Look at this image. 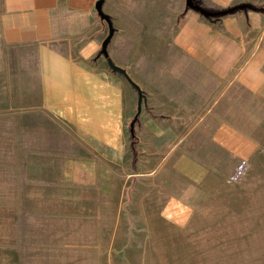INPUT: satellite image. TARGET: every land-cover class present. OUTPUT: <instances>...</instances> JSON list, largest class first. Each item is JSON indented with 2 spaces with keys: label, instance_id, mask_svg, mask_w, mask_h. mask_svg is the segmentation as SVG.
Listing matches in <instances>:
<instances>
[{
  "label": "crops",
  "instance_id": "obj_1",
  "mask_svg": "<svg viewBox=\"0 0 264 264\" xmlns=\"http://www.w3.org/2000/svg\"><path fill=\"white\" fill-rule=\"evenodd\" d=\"M97 1L0 0V167L116 175L132 154L136 109L148 159L160 154L203 191L235 180L264 152V12L206 17L186 0H102L108 23Z\"/></svg>",
  "mask_w": 264,
  "mask_h": 264
},
{
  "label": "rangeland",
  "instance_id": "obj_2",
  "mask_svg": "<svg viewBox=\"0 0 264 264\" xmlns=\"http://www.w3.org/2000/svg\"><path fill=\"white\" fill-rule=\"evenodd\" d=\"M133 116L116 175L0 167V264H264V152L203 191L142 154Z\"/></svg>",
  "mask_w": 264,
  "mask_h": 264
},
{
  "label": "water",
  "instance_id": "obj_3",
  "mask_svg": "<svg viewBox=\"0 0 264 264\" xmlns=\"http://www.w3.org/2000/svg\"><path fill=\"white\" fill-rule=\"evenodd\" d=\"M101 3H102V0L97 1L96 9H97L98 14L101 17V19H103V20H105V21H107L109 23L108 17L101 11ZM186 6L192 8L194 10L199 11L201 14H203L206 17H217V16H221V15H225V14L234 12V11H236L238 9H246V8H250V9H254V10H258V11H263L264 12V7L256 8L255 6L247 4V3H240V4H237V5L231 6L229 8H226V9L215 10V11L203 8L202 6H200L199 4L194 2V0H186ZM110 32H111V29L109 28V34H110ZM107 40H108V37L102 43V52L105 53V55H106L105 44H106ZM108 62H109L111 67H113L114 69L119 70V71H121L122 73L125 74V71L123 69H121L118 66L114 65L110 60H108ZM128 80L130 81L129 78H128ZM132 85L136 88V90L138 92V96H139V101H140L141 98H142L141 90L135 83L132 82ZM136 118H137V115H135V117L133 119V122L136 120ZM133 122L131 123V126L133 125Z\"/></svg>",
  "mask_w": 264,
  "mask_h": 264
},
{
  "label": "built area",
  "instance_id": "obj_4",
  "mask_svg": "<svg viewBox=\"0 0 264 264\" xmlns=\"http://www.w3.org/2000/svg\"><path fill=\"white\" fill-rule=\"evenodd\" d=\"M244 171V166L241 164L237 167V170H236V178L242 174V172Z\"/></svg>",
  "mask_w": 264,
  "mask_h": 264
},
{
  "label": "trees",
  "instance_id": "obj_5",
  "mask_svg": "<svg viewBox=\"0 0 264 264\" xmlns=\"http://www.w3.org/2000/svg\"><path fill=\"white\" fill-rule=\"evenodd\" d=\"M256 7V6H255ZM256 8H259V7H256Z\"/></svg>",
  "mask_w": 264,
  "mask_h": 264
}]
</instances>
